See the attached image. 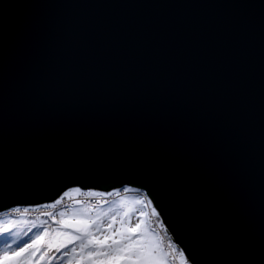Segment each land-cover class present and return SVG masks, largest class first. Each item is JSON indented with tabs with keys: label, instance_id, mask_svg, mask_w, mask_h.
Masks as SVG:
<instances>
[{
	"label": "water",
	"instance_id": "95a60500",
	"mask_svg": "<svg viewBox=\"0 0 264 264\" xmlns=\"http://www.w3.org/2000/svg\"><path fill=\"white\" fill-rule=\"evenodd\" d=\"M124 187L264 264V0H0V214Z\"/></svg>",
	"mask_w": 264,
	"mask_h": 264
},
{
	"label": "snow or ice",
	"instance_id": "6c2138e0",
	"mask_svg": "<svg viewBox=\"0 0 264 264\" xmlns=\"http://www.w3.org/2000/svg\"><path fill=\"white\" fill-rule=\"evenodd\" d=\"M67 195L68 193H65V196ZM87 195L103 196L104 193H87ZM144 202V200L137 201L140 204ZM60 203V200L56 201V204ZM60 215L62 219L57 221L59 228L51 230L45 228L22 244H18L15 240L6 244L5 250L0 251V264H35L36 260L45 259L53 250L61 253L76 242H79L80 246V253L74 256L76 264H168L160 241L155 238V234L149 235L150 230L142 220L132 224L126 219L117 222L113 217L104 226L98 219L77 215L63 218L64 213ZM128 215L129 213H124L125 217ZM140 215H144L142 210ZM117 223L119 226H116ZM12 226L14 225L0 227V236L10 232ZM13 244L18 246L13 248ZM168 247L170 248L171 245ZM71 252L75 254L76 248L72 247ZM180 256L182 264H186L183 261L184 253L180 252ZM69 264H73V261H69Z\"/></svg>",
	"mask_w": 264,
	"mask_h": 264
},
{
	"label": "rangeland",
	"instance_id": "374dc122",
	"mask_svg": "<svg viewBox=\"0 0 264 264\" xmlns=\"http://www.w3.org/2000/svg\"><path fill=\"white\" fill-rule=\"evenodd\" d=\"M126 189L127 188H131V187H125ZM123 188V189H125ZM75 189L77 188H74V189H70L68 191H66L65 193H68L67 196H64L62 198H59L58 200L62 201V199H64L65 197H71L72 194H76V193H80L79 192H76L74 191ZM136 189V188H135ZM140 190V189H138ZM116 191V190H115ZM142 191V190H141ZM90 192H93V193H100V192H97V191H90ZM105 194V193H104ZM57 201V200H56ZM56 201H54V204H56ZM138 199L136 198H123V199H120L119 201L111 204V205H107V206H103V207H100V208H94V209H89L87 207H84V206H76L75 208H72V210L70 211V213H65V218H68V217H71L73 215H77V216H82V217H87V218H90V219H93V220H97L104 226H106L110 220L115 217L117 222H119L121 219H126L128 220L129 223H132V224H135L137 221L139 220H142L145 222L146 224V228L149 231V235H153V231L151 230V226L149 223V220H148V217H147V214H145L143 208H142V204L140 203H137ZM53 203H50V204H46V205H54ZM80 205V203L78 204ZM83 205V204H82ZM44 209L48 210L47 208H50V207H47V206H43ZM143 211L144 212V215L141 216L140 215V211ZM63 213V212H62ZM124 213H129V215L127 217L124 216ZM154 213L153 214V217H154V220H158L160 223L162 222L161 219L159 218V215L157 214L156 210L154 209ZM51 214V213H50ZM49 215V214H47ZM52 215V214H51ZM52 220L53 221H59L57 218V215L54 214L52 215ZM116 226H119L118 223ZM161 227L163 228L164 225ZM164 229V230H163ZM162 229V232L165 236V239H166V245L169 246L171 245V247L169 249V253H171L170 255H168V253L165 251V254L167 256V262L168 264L170 263L171 261V258L174 260H176V262L178 264H182V258L180 256V252H183L181 250V248H179L176 244H173L172 243V240H171V237L169 238L166 234H165V228ZM167 233V232H166ZM155 238L157 239V237L155 236ZM158 240V239H157ZM72 247H75L76 248V253H72L71 252V248ZM1 251V250H0ZM65 252L67 253L65 255ZM80 253V246H79V242H76L75 244L73 245H70L69 248L64 251L62 253V255L59 256V258L56 259V262L58 261H62L63 260V264H69V261H73V264H76V261H74V256H77L78 254ZM66 257L65 259H61V258H64ZM46 258L43 259V260H36L35 261V264H50V261L46 262ZM183 261L186 262V264H191L189 263L188 259L186 258L185 254H184V257H183Z\"/></svg>",
	"mask_w": 264,
	"mask_h": 264
},
{
	"label": "built area",
	"instance_id": "2783aa9c",
	"mask_svg": "<svg viewBox=\"0 0 264 264\" xmlns=\"http://www.w3.org/2000/svg\"><path fill=\"white\" fill-rule=\"evenodd\" d=\"M135 196L138 197L140 200L145 201L144 206L146 210L148 211V214L150 215L151 223L154 225L155 231L157 232V234L161 236V238L163 239V244L165 245L166 249L169 251L168 246L165 244L166 239L162 232L161 224H159L160 222L158 220L157 221L154 220V217H153L155 208L151 204V201L148 195L145 194V192L138 190V189L117 190V191L112 192L111 195L96 196V197H90L87 194L74 195L68 199L70 200V204L65 203L66 201L65 200L61 202L60 204L56 205L55 207L47 208L48 210L44 209L43 207L19 208V209L13 210L9 214L13 215L14 217L15 216L16 217L37 216V215H43V214H50L59 209H65L68 211V210H71L76 203L89 204L90 207H95V206H99L105 203L113 202L120 198L135 197Z\"/></svg>",
	"mask_w": 264,
	"mask_h": 264
},
{
	"label": "trees",
	"instance_id": "16d2710c",
	"mask_svg": "<svg viewBox=\"0 0 264 264\" xmlns=\"http://www.w3.org/2000/svg\"><path fill=\"white\" fill-rule=\"evenodd\" d=\"M62 213V212H61ZM61 213H56L58 220L62 219ZM65 218V214L64 217ZM10 225H14L11 227V231L5 233L0 236V250L3 251L6 248V244L15 240L18 244H22L25 241H28L31 237L35 236L37 233L42 232L45 228L56 229L59 228L60 225L57 221H53L52 217H38V218H14V217H6L5 219H0V227H7ZM35 225V227H34ZM18 246L17 244H13V248ZM65 249L64 251H66ZM56 253L54 250L49 253V256L46 258V262L50 261V264H63V260L57 261L60 255L64 252ZM61 258V259H65ZM169 264H173L170 262Z\"/></svg>",
	"mask_w": 264,
	"mask_h": 264
},
{
	"label": "bare ground",
	"instance_id": "6f19581e",
	"mask_svg": "<svg viewBox=\"0 0 264 264\" xmlns=\"http://www.w3.org/2000/svg\"><path fill=\"white\" fill-rule=\"evenodd\" d=\"M125 188V187H124ZM77 189H79V188H77ZM126 189V188H125ZM127 189H135V188H127ZM80 190V193H76V194H72V196H74V195H81V194H87V193H93V192H90V191H83V190H81V189H79ZM117 190H119V189H116V191ZM121 190H123V188L121 189ZM91 191H93V190H91ZM115 190H112V191H110V192H105V194L103 195V196H106V195H109V193H112V192H114ZM98 192V191H97ZM100 193H104V192H100ZM65 194V193H64ZM64 194L60 197V198H62L63 196H64ZM71 196V197H72ZM96 196H99V195H93V196H90V197H96ZM65 198H67V199H69L70 197H65ZM150 199V198H149ZM150 201H151V199H150ZM65 203H67V204H70V200H66L65 201ZM151 204H152V201H151ZM153 205V204H152ZM57 211V210H56ZM159 218H160V216H159ZM161 219V218H160ZM162 221V220H161ZM163 222H161V223H159V224H161L162 226L164 225V224H162ZM162 228V227H161ZM163 228H165V226L163 227ZM162 228V229H163ZM151 229H153V230H155V228H154V225L153 224H151ZM164 230V229H163ZM165 234L170 238V235L169 234H167L166 232V229H165Z\"/></svg>",
	"mask_w": 264,
	"mask_h": 264
}]
</instances>
